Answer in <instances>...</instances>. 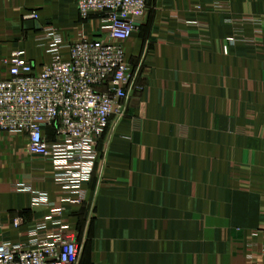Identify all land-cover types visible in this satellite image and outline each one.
<instances>
[{"label": "crops", "instance_id": "crops-1", "mask_svg": "<svg viewBox=\"0 0 264 264\" xmlns=\"http://www.w3.org/2000/svg\"><path fill=\"white\" fill-rule=\"evenodd\" d=\"M146 2L125 43L142 90L99 142L84 206L62 202L53 163L29 154L27 136L0 133V244H28L63 208L86 241L80 264H264V0ZM100 19L83 20L75 0H0V80L16 51L37 74L50 63L41 28L68 42L101 39ZM240 19L255 45H227ZM17 186L46 193L49 206Z\"/></svg>", "mask_w": 264, "mask_h": 264}, {"label": "built area", "instance_id": "built-area-1", "mask_svg": "<svg viewBox=\"0 0 264 264\" xmlns=\"http://www.w3.org/2000/svg\"><path fill=\"white\" fill-rule=\"evenodd\" d=\"M83 20L100 15L103 38L81 37L66 41L53 26L41 28L36 36L39 49L51 57L40 73L20 50L2 60L6 78L0 80V133L27 136L30 155L53 163V179L63 193L62 202L82 204L86 186L98 161L97 146L112 119L126 116L134 87V71L125 43L137 30V21L147 11L146 0H75ZM217 7H226L225 4ZM29 19L38 21L33 12ZM249 20L236 22L230 46L255 45L243 34ZM52 128L54 139H45ZM31 192L34 205L49 206L46 193ZM63 208H52L49 216L36 224L25 245L0 244V264H79L80 245L70 226L63 221ZM24 219L16 217L19 229Z\"/></svg>", "mask_w": 264, "mask_h": 264}, {"label": "rangeland", "instance_id": "rangeland-1", "mask_svg": "<svg viewBox=\"0 0 264 264\" xmlns=\"http://www.w3.org/2000/svg\"><path fill=\"white\" fill-rule=\"evenodd\" d=\"M240 20H249V19H240ZM239 20H231V23L232 24H236V22H238ZM250 21V20H249ZM233 36V35H232ZM228 42V41H227ZM228 46H230L229 45V43L227 44ZM226 49H228V47H226ZM131 64V63H130ZM132 66V65H131ZM133 71H134V69H133ZM134 76H135V80H136V84H137V75L134 73ZM135 80H134V83H135ZM142 87L141 86H139L138 84L137 85H134V87H133V89H132V92L131 93H133V91H135V89L138 91V90H142L141 89ZM129 102V101H128ZM126 116H127V113H128V104H127V109H126ZM125 116V117H126ZM124 119V118H123ZM137 121V120H136ZM49 141V140H48ZM27 144H28V141H27ZM97 149H98V146H97ZM98 153H99V151H98ZM99 158V157H98ZM97 165V164H96ZM95 169H96V167H95ZM94 173H95V171H94ZM93 176H94V174H93ZM93 178V177H92ZM92 180V179H91ZM91 180H90V182H91ZM90 182L87 184V186H86V191H87V198H86V200L82 203V204H79V205H77V206H84L86 203H87V200H88V185L90 184ZM74 206H76V205H74ZM90 208H93V206L91 205V207ZM93 211V209L87 214V220H92L93 219V217L95 216V214L92 212ZM63 214H64V212H63ZM64 221V220H63ZM66 223V222H65ZM67 224L70 226V228H71V230L72 231H74V233L76 234V236H77V241H78V244L80 245V249H81V251H80V260H79V264L81 263V261H82V258H83V255H84V252H85V249H86V241L85 242H80L79 241V239H78V237H79V234H80V230L77 228V226H75L73 223H70V222H67ZM255 236H258V234L256 233V232H254L253 233V235L251 236V237H255ZM252 240L250 239V242H251ZM248 243V245H250L251 243ZM248 251H249V249H248ZM254 255H255V251H253L252 249L250 250V255H249V258H252V257H254Z\"/></svg>", "mask_w": 264, "mask_h": 264}]
</instances>
